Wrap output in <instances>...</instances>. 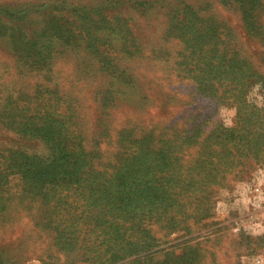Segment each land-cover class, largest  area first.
Segmentation results:
<instances>
[{"label": "rangeland", "instance_id": "rangeland-1", "mask_svg": "<svg viewBox=\"0 0 264 264\" xmlns=\"http://www.w3.org/2000/svg\"><path fill=\"white\" fill-rule=\"evenodd\" d=\"M157 187L169 236L130 204ZM141 226L153 256L117 264H264V0H0V264H112Z\"/></svg>", "mask_w": 264, "mask_h": 264}, {"label": "trees", "instance_id": "trees-1", "mask_svg": "<svg viewBox=\"0 0 264 264\" xmlns=\"http://www.w3.org/2000/svg\"><path fill=\"white\" fill-rule=\"evenodd\" d=\"M57 20H54V24L61 28V23ZM253 28L256 27V25L253 23ZM212 31V30H211ZM58 35V34H55ZM209 34H207L204 38H203V43H204V39L208 36ZM183 37V36H182ZM184 40V38H183ZM186 42V39H185ZM202 43V44H203ZM198 47V46H196ZM44 50H51V45L50 46H45L43 48ZM196 56V55H195ZM207 63H209L208 66H204L203 68H201L200 71V75H201V88H203L204 86L205 91H209L210 89L212 90L213 88H220V87H225V83L226 81H230L232 84H236L237 82H240L242 84L241 81H243L245 79V73L246 70L243 69V65L244 62L239 59V58H234L233 60L226 62L225 64H214V62H210L209 60L207 61ZM182 64H185V62H182ZM205 70V71H204ZM231 89L229 88L228 93H231ZM226 93V92H225ZM240 110H239V116H240ZM239 116H237L238 118H240ZM240 122V120H238V123ZM240 128H242V124L239 125L235 128H228L225 127L223 124H219V129H221L220 131V137L223 140V147L221 149V153L223 154V156L226 157V160H228L230 163H233V157H235L234 153H233V149L237 148L239 145V142H237L236 140L240 137ZM230 144H233L232 146H230ZM238 152V150H237ZM226 160L224 161V163L226 162ZM165 163H167L163 169L164 172L168 173V170L171 167V164H173V162H168L166 161ZM170 182L171 184L168 182L166 184H163V186L165 187H171L173 191H176L178 194L183 195L186 193V191L188 190V187L183 184V183H174L175 179L174 176H170ZM147 191V190H146ZM144 192L143 195L141 197H135V199H139V200H145L147 201V204H143L140 201H135V202H131L130 204L135 208H140L141 210L148 209V214H149V220L152 223L157 222L158 218H160L161 220H163L162 222L165 223V225L168 227H170V232H168L166 234V236H169L173 233H175L174 231H179L178 224H179V220L176 219L175 215H169L170 211L172 210V208L175 207V203L174 200H172L169 196L171 195L170 192L168 191H164L161 190L160 188H156L155 190H152L150 192ZM163 198V199H161ZM146 205H151L150 207L146 206ZM179 205V204H178ZM169 216L171 218H169ZM134 217L136 218L137 215H134ZM192 217V216H191ZM187 220H189V217L184 220V222L187 224ZM140 225V224H139ZM190 226H187L185 228V230L187 231V233H191V228H189ZM178 229V230H177ZM153 229L151 227L147 228L146 226H141L140 230L137 234V238L141 241L140 244H134L130 249H124L121 248L118 250V252L113 253L112 256L110 257V263L112 264H117L120 262H123L131 257L134 256H138L141 255L142 253L145 252H149L151 251V248L156 247V242H157V237L154 235L153 233ZM121 236H125L127 234L125 233H120ZM152 254V252L150 253ZM175 254L170 252L168 253L167 258H172ZM152 255H147L145 257L142 258V256H138L136 259L138 260H145L148 257H151ZM185 258H187V262L191 263L193 256L191 254H186Z\"/></svg>", "mask_w": 264, "mask_h": 264}]
</instances>
